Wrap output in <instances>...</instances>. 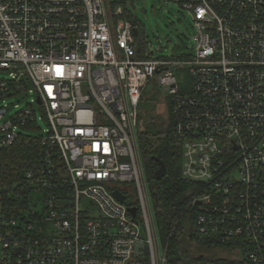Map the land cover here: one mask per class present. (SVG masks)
<instances>
[{
	"label": "built area",
	"instance_id": "1",
	"mask_svg": "<svg viewBox=\"0 0 264 264\" xmlns=\"http://www.w3.org/2000/svg\"><path fill=\"white\" fill-rule=\"evenodd\" d=\"M181 3L193 55L172 61L137 41L121 4L0 0V150L36 157L0 191V264H167L138 147L152 82L182 178L201 186L190 229L220 253L199 264H264V0ZM128 184L134 207L112 196Z\"/></svg>",
	"mask_w": 264,
	"mask_h": 264
},
{
	"label": "trees",
	"instance_id": "2",
	"mask_svg": "<svg viewBox=\"0 0 264 264\" xmlns=\"http://www.w3.org/2000/svg\"><path fill=\"white\" fill-rule=\"evenodd\" d=\"M179 2L181 3L182 0ZM120 4L119 2L114 3V5ZM126 18L140 32L137 41L144 40V33L141 31L135 17L128 14ZM145 47V45L139 46L141 54ZM185 78L188 79V75ZM143 98L144 95L139 103V107ZM167 122L164 129L156 130L153 127V123H149L141 129V119L139 121L138 147L143 163L144 179L151 197L157 232L161 243L163 245L167 244V264H199L205 262L204 260L206 259L191 257L181 246L180 241L184 233L182 229L184 219L181 220L180 218L184 207L200 191L201 186L182 178L181 151L171 136L172 117L169 104L167 106ZM34 153L33 147L23 145H14L8 149L0 150V191L3 195L11 197L15 193V191H12V186L21 184L30 164L36 161ZM159 163H163L166 168V175L161 180L155 178V172L159 169ZM120 192L125 196L127 205L131 207L136 206L135 203H132L131 199L128 201V195L123 189L120 188ZM187 214L189 215V220L192 222L196 215V207L187 211ZM192 238L201 241L196 235H192ZM201 242L204 243L205 241ZM204 244L207 243L205 242Z\"/></svg>",
	"mask_w": 264,
	"mask_h": 264
},
{
	"label": "rangeland",
	"instance_id": "3",
	"mask_svg": "<svg viewBox=\"0 0 264 264\" xmlns=\"http://www.w3.org/2000/svg\"><path fill=\"white\" fill-rule=\"evenodd\" d=\"M111 3L119 2L130 12L141 31L147 43H151V48L154 51L153 58L176 60L183 56H192V44L190 37L193 34L192 19L187 11L182 7L180 0H108ZM190 82L184 75L179 79V88L186 92ZM164 96V95H163ZM32 97L17 99L19 106L24 108L29 103ZM35 109H37L35 107ZM38 113V109H37ZM37 116H39L37 114ZM139 117L141 119V129L149 123H153V127L158 130L165 128L167 125V107L159 95V90L155 82L149 84L144 93L143 101L139 107ZM40 131L46 130L47 125L44 122H39ZM140 165L143 167L142 158ZM125 193L128 195V201L135 200L134 190L132 185L125 186ZM130 188V190H129ZM146 194L148 201L151 202L150 193L146 185ZM152 208V206H151ZM191 209V202L185 207L181 215V220L184 219L182 229L184 231L181 238V246L191 256L195 258H205L204 261H210L213 258L220 257L215 247L210 244H204L196 238H192L193 232L190 229L191 221L188 218L187 211ZM153 211V209H152ZM158 246L161 248V241ZM217 249V248H216ZM228 254H222V257H227Z\"/></svg>",
	"mask_w": 264,
	"mask_h": 264
},
{
	"label": "water",
	"instance_id": "4",
	"mask_svg": "<svg viewBox=\"0 0 264 264\" xmlns=\"http://www.w3.org/2000/svg\"><path fill=\"white\" fill-rule=\"evenodd\" d=\"M138 32L136 29L133 30V35L134 36H137ZM148 47L150 48L151 47V43H148ZM153 51H150V54H152ZM166 175V168L164 166L163 163H159V169L155 172V178L158 179V180H161L165 177ZM15 188V187H14ZM112 196L119 202V203H123L125 201V196L119 192V191H113L112 192ZM128 212L134 216L135 215V209L134 208H128ZM140 247V244L137 243L135 246H134V249L137 250V248ZM144 254H147V248L145 247L144 248Z\"/></svg>",
	"mask_w": 264,
	"mask_h": 264
}]
</instances>
